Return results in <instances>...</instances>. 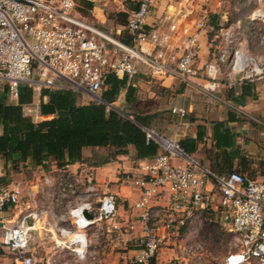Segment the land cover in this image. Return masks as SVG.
<instances>
[{"label":"built area","instance_id":"2783aa9c","mask_svg":"<svg viewBox=\"0 0 264 264\" xmlns=\"http://www.w3.org/2000/svg\"><path fill=\"white\" fill-rule=\"evenodd\" d=\"M96 1L0 0V89L5 87L12 101L18 98L19 86L32 90L31 102L23 105L24 115L32 119L42 116V89H66L101 101L100 91L109 74L126 78L127 84L137 75L171 79L212 98H218L221 86L230 89L237 82L251 83L264 77V53H253L247 37H236L237 29L246 27V22L238 20L215 29L209 15L217 11L207 6L200 10L203 16L195 19H190L195 14L190 7L178 10L174 19L149 22L154 0H132L136 8L128 13L124 26L131 36L128 44L68 14L73 7L80 8L81 2ZM263 2L257 0L258 7L247 21H261L264 28ZM213 31L211 57L201 61V39H208ZM255 34L264 45V33ZM97 36L101 41L95 40ZM171 111L186 114L183 107ZM142 130L160 153L140 164L130 178L139 191L131 208L141 233L129 263L148 264L155 259L163 245H168L167 233L185 236L180 254L199 264L200 246L189 241L187 233L190 225L206 214L208 221L219 219L233 233L237 249L228 251L224 264H264V178H250L236 170L218 174L190 156L172 137L152 127L142 126ZM42 183L47 186L45 195L63 210L57 215L61 225L48 228L46 239L42 233L49 225L47 210L30 208L36 197L32 189L24 190L16 182L0 186V247L12 256L8 264L41 262V250L34 249L38 242L40 248L45 246L42 237L50 248L43 264H68L66 254L76 263L99 262L96 239L109 227L116 228L112 221L118 211L117 196L103 191L91 175L66 169L43 176ZM84 209L90 218L84 216ZM27 216L34 223L39 219L40 228L28 225Z\"/></svg>","mask_w":264,"mask_h":264},{"label":"crops","instance_id":"0c3cea01","mask_svg":"<svg viewBox=\"0 0 264 264\" xmlns=\"http://www.w3.org/2000/svg\"><path fill=\"white\" fill-rule=\"evenodd\" d=\"M128 1L132 2V0ZM206 3V0H154L153 13L149 22H160L162 18L166 17L174 19L178 16V10L185 11L190 7L195 10V14L191 15L190 19H195L203 16L200 10L203 6H207ZM89 4L91 5L90 7ZM80 9L91 13L95 20L98 19L99 23H104V14L102 15L98 12L100 10L103 13L104 7L96 5L95 2H81ZM131 10V8L126 9L128 13ZM115 23H117L118 27L112 32L116 37L121 35L123 26L118 21ZM100 29L104 30L103 27ZM201 44L202 48L199 53L201 61L210 59V43H208L206 36L201 39ZM263 53L264 50L261 54ZM139 77L148 78L143 75ZM135 80L136 76L131 80V83L136 87ZM165 80L171 82V84L176 83L178 85L175 89L171 84L167 86L174 97H172L174 102H171L174 105L169 108L164 107L141 112L153 113L161 111L156 119L158 124L160 123V131L158 133L164 136L171 135L169 137H173L178 142L185 138H197L195 150L188 154L218 174L238 170L250 178H264V77L251 83L237 82L230 89L221 86L217 92L218 98H212L195 90L185 89L182 84L175 80ZM172 107H183L186 110V114L180 116L172 113ZM43 118L44 116H38L33 120L38 121ZM222 128H228V136H226L228 140L224 142L225 145H222L223 141L220 142V145H217L213 135L214 133L219 135ZM234 147L238 148L236 155L232 154V148ZM128 150L129 153L127 155H119L116 160L96 167L73 163L63 168H58L51 161L49 170L45 172L42 167L33 166L29 161L24 163L26 168H28L27 165H31L35 172H38L36 180L30 181L31 184L35 181L41 184L43 176L49 173L56 174L66 169L80 175H91L103 191L108 190L117 196L118 211L112 221L116 228L111 229L109 227L105 234L106 238L103 235L100 239H96L97 246L94 247V250L100 258V261L96 262V264H130L128 259L138 247L136 241L141 232L135 216L136 212L131 206L138 198L139 191L133 189L129 181L137 173L138 166L151 159L135 160L133 158V147L129 146ZM93 153V151L88 149L84 150L86 156L94 155ZM7 169H9L8 172L12 171L10 167L3 166L2 161H0V174L3 175ZM155 202L157 203L156 200ZM36 225L39 226V223L37 222ZM182 231L185 233L186 230ZM166 235H168V245H171L172 242H174L172 245H175L176 241L181 242L177 236L167 233ZM103 237L104 239L101 240ZM40 240L44 242L45 246L40 248V242H38L34 250H41L42 255L49 254L50 248L47 246L49 244L43 237ZM40 254L41 252L38 255ZM177 258L172 248L164 247L160 249L153 260L154 264H176L175 259ZM11 259L12 256L0 247V264H8ZM76 264L89 263L79 262Z\"/></svg>","mask_w":264,"mask_h":264},{"label":"trees","instance_id":"16d2710c","mask_svg":"<svg viewBox=\"0 0 264 264\" xmlns=\"http://www.w3.org/2000/svg\"><path fill=\"white\" fill-rule=\"evenodd\" d=\"M131 3L130 8H136L134 2ZM127 15L128 12H122L117 20L123 29L121 35L116 37L131 44V36L124 29ZM218 16L217 13L209 15V22L215 29L219 27ZM214 33H208L209 41ZM121 92L125 93L127 103L133 105L137 101L136 87L131 82L127 84L126 78L119 79L112 74L107 76L100 91L101 101L90 100L84 103L80 102V94L70 90L42 89L39 112L44 118L34 121L23 114V105L33 98L32 90L27 85L19 86L18 98L12 101L6 88H1L0 161L11 170L16 164L29 161L46 172L51 161L58 168L73 163L96 167L116 160L119 155H127L129 146L134 149L135 160L155 157L160 149L154 141L146 140L142 126L151 127L161 111L129 113L123 108L117 109L113 103ZM226 136L228 128H222L219 135L214 133L213 138L217 145L222 141L221 144L225 145L224 142L228 140ZM196 140L185 138L179 140V143L187 153H191L195 150ZM85 149L93 151L95 156H86ZM237 152L238 148H232L233 155ZM8 170L0 174V186L7 184L5 180ZM148 264H154V260Z\"/></svg>","mask_w":264,"mask_h":264},{"label":"rangeland","instance_id":"374dc122","mask_svg":"<svg viewBox=\"0 0 264 264\" xmlns=\"http://www.w3.org/2000/svg\"><path fill=\"white\" fill-rule=\"evenodd\" d=\"M206 2L207 8H213L217 11V14L219 15L217 20V22L220 24L218 25L219 27L222 26L227 28L231 25L236 24V21L238 20L240 21V24H244V22H246V27L242 25L241 29H237L238 33L236 37H247L248 47L253 53L261 54L263 52L264 45L259 44V39L255 34V31H257L258 33L260 32L261 34L264 33L262 22L257 21L252 24L247 21V17L250 16L252 10L258 7L257 0H207ZM95 3L98 6L104 7L103 13L100 10L98 11L102 15L104 14V23H99L98 19L95 20L91 13L85 11L84 9H80L79 7H73L72 10L68 11V14L98 28L103 27L104 30L108 31L107 33L113 36L112 31H114L115 28L118 27L117 23L115 22L121 17L122 12H127L126 9L130 8L132 4L128 0H98ZM262 8L264 10V2L262 4ZM63 23L67 25L69 24L65 22ZM251 25H256L255 30L251 29ZM71 26L75 27L74 25ZM83 32L88 33L86 30H83ZM250 33H252V35ZM95 40L101 41V38L97 36L95 37ZM208 43H210L209 40ZM139 76L142 75H137L136 80L134 81L136 83L137 89V101L133 105L127 103L125 101V93L121 92L117 100L113 103V106L115 108H123L129 113H134L137 111L141 113L157 110V108H169L174 105L171 104V102H174V99H172L173 96L171 95L169 87H167L168 84H171V82L166 80L154 79L151 77L140 78ZM171 86L175 89L178 85L176 83H172ZM176 99L177 96L175 97V103ZM90 100L91 99L88 96L80 94V102L86 103ZM159 124L158 121L155 120L152 123L151 127L159 132ZM30 166L27 165L28 168H26V165H24L23 163L16 164L13 170L6 176L5 182L19 183L24 190H29V188H31L32 191L36 194L34 200L30 201V208H33L34 210H40L43 209V207L46 208V218L49 221V225L46 226L47 230H43L42 233V235L46 239L50 229H54L55 226L61 225L59 216L63 210L59 207L54 206L51 198L45 195V192L48 191L46 185H44L42 182L41 184H38L39 182L37 183V181L33 182L32 184L30 183V181L36 180V175L38 174V172H35L33 167ZM129 182L130 185L133 186L132 181L130 180ZM132 188L137 190L134 186ZM52 206L53 210H50ZM3 215L6 218L11 217L10 215H6V213H4ZM214 220L215 221L209 223L208 221L205 222L204 218L199 217L190 225L188 233L187 231H185V234L187 233V239H189V241L195 242L200 246L202 259L199 264H224V260L228 251L237 249V247L234 246L235 239L233 233L228 231L227 226H223L219 219ZM106 233L107 232L105 231L103 234L99 235L98 239H100L103 235L105 236ZM177 237L179 240H181V242L176 241L175 245H172L174 243L172 242L171 245H163V247L172 248L174 250L175 255H177L178 257L177 259H175L176 264H197L194 260H192V258H184V256L180 254L179 246L186 243V237L182 235ZM103 239L104 237L101 240ZM102 244H104V242H102ZM64 253H66V251H64ZM40 256L43 258V260L41 262H38L37 264L44 263V255H42V251ZM65 259L68 260V264H76V262L70 260V256L68 254H66Z\"/></svg>","mask_w":264,"mask_h":264},{"label":"water","instance_id":"95a60500","mask_svg":"<svg viewBox=\"0 0 264 264\" xmlns=\"http://www.w3.org/2000/svg\"><path fill=\"white\" fill-rule=\"evenodd\" d=\"M83 214L87 218H90L91 217V215L89 214V211L87 209H84ZM25 220H26V222H27L28 225H33V223H34L33 219L31 217H29V216H27L25 218Z\"/></svg>","mask_w":264,"mask_h":264},{"label":"bare ground","instance_id":"6f19581e","mask_svg":"<svg viewBox=\"0 0 264 264\" xmlns=\"http://www.w3.org/2000/svg\"><path fill=\"white\" fill-rule=\"evenodd\" d=\"M263 13H264V10H263ZM37 222L39 223V226L36 225ZM33 225H34V227H35L36 229H37V228H40V225H41L40 220L38 219Z\"/></svg>","mask_w":264,"mask_h":264}]
</instances>
